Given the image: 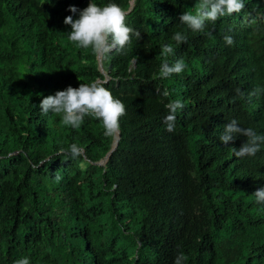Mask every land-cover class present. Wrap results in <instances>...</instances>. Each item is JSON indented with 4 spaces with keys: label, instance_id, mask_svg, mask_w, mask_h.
Instances as JSON below:
<instances>
[{
    "label": "trees",
    "instance_id": "trees-1",
    "mask_svg": "<svg viewBox=\"0 0 264 264\" xmlns=\"http://www.w3.org/2000/svg\"><path fill=\"white\" fill-rule=\"evenodd\" d=\"M90 2L0 0V264H174L181 252L188 264H264V203L253 195L264 143L237 158L246 137L220 139L232 120L264 135V105L241 93L264 88V0H243L204 32L179 21L197 0H94L130 9L127 25L141 33L101 67L64 23ZM178 31L186 43L172 40ZM168 44V63L187 67L160 78ZM96 80L125 104L118 136L90 116L75 129L41 113L43 98ZM174 100L185 107L168 132ZM73 143L84 149L76 159Z\"/></svg>",
    "mask_w": 264,
    "mask_h": 264
},
{
    "label": "clouds",
    "instance_id": "clouds-1",
    "mask_svg": "<svg viewBox=\"0 0 264 264\" xmlns=\"http://www.w3.org/2000/svg\"><path fill=\"white\" fill-rule=\"evenodd\" d=\"M133 1V0H132ZM245 7L243 0H197L195 11L183 12L179 21L186 25L193 32H204L206 22H216L220 17L232 15L241 12ZM68 11L73 15L67 16L64 20L66 25L71 26L68 39L84 49H91L92 53L100 59L113 51L123 54L126 46L132 42V36L141 39V33L127 25V17L130 9H125L116 3H109L105 6L97 5L94 0L88 6L80 10L71 6ZM79 13V17L74 19L73 16ZM212 36L211 32L206 33ZM187 35L182 32H176L172 36L177 44L186 43ZM224 40L227 45L234 43L233 37L226 35ZM174 53L171 44L162 46V55L165 57L164 62L160 65L159 77L168 78L173 74H181L187 65L183 59H177L174 63L169 64L167 57ZM106 82V81H105ZM100 80L91 83H81L78 88L69 86L66 90L57 91L54 95L43 98L40 109L41 113L47 115L49 112L60 115L61 122L75 129H79L84 123L85 117H93L101 121L104 128V135L115 137L119 135L120 119L126 115L125 104L118 98H115L112 92L104 86ZM252 87V86H251ZM251 87L242 89L243 99L250 104L258 101L264 105V88ZM157 93L164 97L170 95L167 89L162 92L159 88ZM168 114L164 117L163 123L168 132H173L176 127L177 112L182 110L185 105L179 100L170 101L165 105ZM264 129V125H263ZM238 136L246 137V141L237 149L233 148L234 155L237 158L245 156H255L260 150V144L264 143V135H258L252 128H242L238 126L236 120L224 125V132L220 136L225 146L236 141ZM198 136L192 141L196 142ZM187 141V140H186ZM84 149L77 144L70 145L67 154L76 159L83 155ZM59 181L61 176H55ZM175 184H180L176 182ZM257 190L253 195L257 203H264V184L254 188ZM189 255L179 253L174 264H188ZM15 264H30L27 257L19 259Z\"/></svg>",
    "mask_w": 264,
    "mask_h": 264
},
{
    "label": "water",
    "instance_id": "water-1",
    "mask_svg": "<svg viewBox=\"0 0 264 264\" xmlns=\"http://www.w3.org/2000/svg\"><path fill=\"white\" fill-rule=\"evenodd\" d=\"M131 8V7H130ZM100 58V57H99ZM99 58H98V62H99Z\"/></svg>",
    "mask_w": 264,
    "mask_h": 264
}]
</instances>
